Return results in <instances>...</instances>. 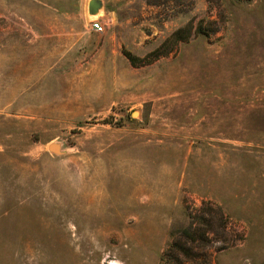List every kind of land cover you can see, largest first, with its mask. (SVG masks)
<instances>
[{
    "label": "rangeland",
    "instance_id": "1",
    "mask_svg": "<svg viewBox=\"0 0 264 264\" xmlns=\"http://www.w3.org/2000/svg\"><path fill=\"white\" fill-rule=\"evenodd\" d=\"M89 1L0 0V264H264V0Z\"/></svg>",
    "mask_w": 264,
    "mask_h": 264
},
{
    "label": "trees",
    "instance_id": "2",
    "mask_svg": "<svg viewBox=\"0 0 264 264\" xmlns=\"http://www.w3.org/2000/svg\"><path fill=\"white\" fill-rule=\"evenodd\" d=\"M200 214L193 215L191 212L188 211V215L191 218L190 224L183 228L180 231V235L176 238V233L171 232L172 238H176L173 243L169 246V248L164 253V259L169 262H173V260H177L176 252L180 251L182 254L186 256V258L197 264L195 257L199 256L198 253H194L191 247L187 246L184 243V239L186 241H190V243H194L198 238H196V231L194 228L195 225V217L197 216L198 219H201L205 226H209V229L212 230L214 228V224L217 222L218 226L227 228L229 217L227 214L224 213L223 208L210 201H203ZM203 238L208 239L206 233L200 234ZM197 258V257H196ZM208 264H214L212 259H207Z\"/></svg>",
    "mask_w": 264,
    "mask_h": 264
},
{
    "label": "water",
    "instance_id": "3",
    "mask_svg": "<svg viewBox=\"0 0 264 264\" xmlns=\"http://www.w3.org/2000/svg\"><path fill=\"white\" fill-rule=\"evenodd\" d=\"M102 6L101 0H90L88 3V9L91 14L97 13ZM53 150H57L56 146H52Z\"/></svg>",
    "mask_w": 264,
    "mask_h": 264
},
{
    "label": "built area",
    "instance_id": "4",
    "mask_svg": "<svg viewBox=\"0 0 264 264\" xmlns=\"http://www.w3.org/2000/svg\"><path fill=\"white\" fill-rule=\"evenodd\" d=\"M91 25H92V28L96 31H100L103 29L102 23L98 20H93Z\"/></svg>",
    "mask_w": 264,
    "mask_h": 264
},
{
    "label": "bare ground",
    "instance_id": "5",
    "mask_svg": "<svg viewBox=\"0 0 264 264\" xmlns=\"http://www.w3.org/2000/svg\"><path fill=\"white\" fill-rule=\"evenodd\" d=\"M99 11L97 13L93 14V15H97L99 13ZM92 17H96V16H92ZM111 264H116V263H111Z\"/></svg>",
    "mask_w": 264,
    "mask_h": 264
}]
</instances>
